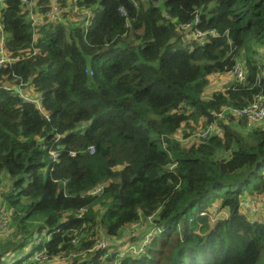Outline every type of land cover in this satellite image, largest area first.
Wrapping results in <instances>:
<instances>
[{
  "label": "trees",
  "instance_id": "obj_1",
  "mask_svg": "<svg viewBox=\"0 0 264 264\" xmlns=\"http://www.w3.org/2000/svg\"><path fill=\"white\" fill-rule=\"evenodd\" d=\"M59 3L41 24L34 2L0 11V264H264V209H241L264 194V121L234 112L264 93V0ZM213 75L232 78L205 98ZM213 122L219 135L176 138ZM148 217L162 231L122 255Z\"/></svg>",
  "mask_w": 264,
  "mask_h": 264
},
{
  "label": "built area",
  "instance_id": "obj_2",
  "mask_svg": "<svg viewBox=\"0 0 264 264\" xmlns=\"http://www.w3.org/2000/svg\"><path fill=\"white\" fill-rule=\"evenodd\" d=\"M9 0H0V11L1 9L5 6V4L8 2ZM50 4L48 5V9L44 11V13H41L37 7V1L36 0H21L23 5H30L32 2H34L33 6L35 5V9L30 10V14L29 17L32 20L33 24H37V23H43L44 21H57L60 20V17L62 16V12L63 10L61 9L60 0H49ZM38 9V10H37ZM90 18H91V13L90 11H87V17H86V25L88 23H90ZM199 19H196V23H198ZM187 29L189 28V25L185 26ZM205 34H203L202 32H198L197 36L200 37L201 39H207V37H204ZM211 37H216L214 32H211ZM262 58L264 59V49L262 50ZM10 61V59L6 56L5 50L3 47H0V69L3 68L8 62ZM262 64V63H261ZM233 76L235 77V79H237L239 82H242L245 80L246 78V66L240 62L237 61L236 65L234 66V69L232 71ZM4 88H8L11 89L10 87L4 86ZM19 94L25 98L26 101L28 102H36V100L30 96H27L26 94L23 93V89L20 88L19 90ZM235 112V116L239 117V118H247L248 121L250 123H259L261 121L264 120V93H259L256 95L254 101L252 102V104L250 106H248L245 109L242 110H234ZM220 116H222V114H219ZM222 132L221 130V126H219V124H217L216 122H213L209 125H207L205 128H203L202 130L199 131V136L201 137V139H204L208 136H212V135H219ZM56 156V155H55ZM257 201V200H256ZM256 201L254 200H249L248 203L241 204V209L244 211L245 214H247V216L249 218L253 217V214L257 213L260 210V203L259 201L256 203ZM224 213V212H222ZM221 216L216 217V219H219ZM212 218H213V214H212ZM152 217H148V221L150 223H152ZM143 220V219H142ZM139 221L138 223H132L129 225V227L127 228L128 233L126 235H131L132 239L129 241V243L131 245H134L132 250V254L139 256L141 253L144 252L145 247L144 244L146 241H151V239L154 237L157 228L155 227H151L149 229V231L147 233L141 234L139 230H138V226L140 225V223L142 222ZM134 241V242H133ZM137 241V242H135ZM141 245V246H140ZM101 246L102 247H107L108 243H105L104 241L101 242ZM138 246V247H137ZM41 256V255H39Z\"/></svg>",
  "mask_w": 264,
  "mask_h": 264
},
{
  "label": "rangeland",
  "instance_id": "obj_3",
  "mask_svg": "<svg viewBox=\"0 0 264 264\" xmlns=\"http://www.w3.org/2000/svg\"><path fill=\"white\" fill-rule=\"evenodd\" d=\"M77 19H79V15H77ZM188 39V38H187ZM232 78V75L231 77H226L224 75H220V76H217V75H213L210 77V84L206 87L205 91H204V94H203V97L205 98H209L210 96H212V94L215 92V91H218V90H223L225 87H227L229 85V80H231ZM234 79V78H233ZM25 92H27L26 90H23V93L25 94ZM33 96L35 97L34 93H33ZM264 121V120H263ZM261 121V122H263ZM259 122V123H261ZM258 124V123H256ZM263 126V125H262ZM264 127V126H263ZM185 128H181L177 135H176V138L178 140H183L184 139V142L185 141H188L187 142V145H190L191 142H196V141H199L201 139V137L199 136V130L198 131H195L193 132L192 134H190V136L188 137V140H186L187 138L185 137L184 138V133L188 130H184ZM188 133H191V131H189ZM219 158L221 157H228V155L222 151L219 153L218 155ZM4 178L6 179V183L3 187V192L5 191H9L10 190V183H8V179L4 176ZM252 200L256 201V203L259 201V203L261 204L259 207L260 209H264V194L263 195H259L258 193H255L253 194L251 197H250ZM215 204H217L216 202L213 203V205H210L208 208H207V211H210V213L213 214V218H212V221L215 222V218L216 217H219L221 216L220 218H227L228 217V214L227 212L226 213H222L223 211H221L222 209L217 208L215 207ZM11 210L7 211V210H3L2 208H0V218L2 219H6L10 216L11 214ZM215 213V214H214ZM212 222V224H214ZM4 222L1 223V225H3ZM146 226H147V222H146V219H143L142 222L140 223V225L138 226V230L141 232V231H144L146 229ZM132 239V236L131 235H128L127 236V239L125 240L126 242H129L130 240ZM104 241V240H103ZM105 243H107L106 241H104ZM152 241H146L145 244H144V247H145V250L143 252V254H145L147 252V249L150 248V245H151ZM134 245H131V244H128L127 247L122 251V255H129L131 254L132 252V248H133ZM141 246V245H140ZM28 248H25L21 253H18V255L20 257H23L25 256L28 252ZM142 253L140 255H143ZM92 254L90 253H86V254H82L81 256V259H83V261H86V260H89V258L91 257ZM70 259H68L69 261ZM67 262L66 259L64 260H57L53 263H49V264H65Z\"/></svg>",
  "mask_w": 264,
  "mask_h": 264
},
{
  "label": "clouds",
  "instance_id": "obj_4",
  "mask_svg": "<svg viewBox=\"0 0 264 264\" xmlns=\"http://www.w3.org/2000/svg\"><path fill=\"white\" fill-rule=\"evenodd\" d=\"M90 13H91V12H90ZM92 18H93V14L91 13L90 21H91ZM90 23H91V22H90ZM90 23H88L87 25H90ZM146 222H147L146 229H145L144 231H142V232L140 233V235L143 234V236H144V234L147 233L151 227H155V228H157V231H156L154 237L151 239V241H152V240L155 238V236H156L159 232L162 231V228L157 227V226L154 224L153 219H152V223H150V222L148 221V218L146 219Z\"/></svg>",
  "mask_w": 264,
  "mask_h": 264
},
{
  "label": "bare ground",
  "instance_id": "obj_5",
  "mask_svg": "<svg viewBox=\"0 0 264 264\" xmlns=\"http://www.w3.org/2000/svg\"><path fill=\"white\" fill-rule=\"evenodd\" d=\"M20 1V0H19ZM37 3H38V1H37ZM35 6V5H34ZM5 7V6H4ZM32 7V6H31ZM35 8V7H34ZM62 9V8H61ZM4 10V9H3ZM43 12H44V10H43ZM77 15V14H76ZM211 35V34H210ZM233 70V69H232ZM247 73V72H246ZM233 75V74H232ZM246 78H247V75H246ZM213 213V212H212ZM215 214V213H214ZM138 247V246H137ZM143 254V253H142Z\"/></svg>",
  "mask_w": 264,
  "mask_h": 264
}]
</instances>
